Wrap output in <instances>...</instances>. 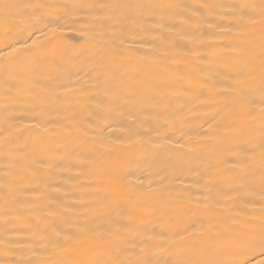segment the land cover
<instances>
[{"label":"bare ground","instance_id":"bare-ground-1","mask_svg":"<svg viewBox=\"0 0 264 264\" xmlns=\"http://www.w3.org/2000/svg\"><path fill=\"white\" fill-rule=\"evenodd\" d=\"M65 2L174 7L149 9L155 14L142 29L87 40L83 23L69 19L63 40L41 37L36 51L47 50V59L27 61L23 53L11 62L27 64V78L0 61V262L59 264L74 258L78 240L98 252L116 225L134 229L132 243L159 237L176 226L173 217L183 227L189 201L209 205L199 215L212 225L190 242L227 246L238 232L258 228L252 170L231 166L249 140L258 143L259 127L225 107L221 93L237 58L229 45L245 38L236 26L241 16L240 29L259 55L261 0ZM204 4L214 8L201 11ZM37 27L13 39L31 43L30 34L47 32ZM192 81L212 92L192 88ZM209 165L227 179L210 174ZM126 192L134 198L113 195Z\"/></svg>","mask_w":264,"mask_h":264},{"label":"snow or ice","instance_id":"snow-or-ice-1","mask_svg":"<svg viewBox=\"0 0 264 264\" xmlns=\"http://www.w3.org/2000/svg\"><path fill=\"white\" fill-rule=\"evenodd\" d=\"M174 7L172 5H151L144 3H67L65 0H0V61H4L5 70L17 67L20 75L27 78L32 69L27 65H13L11 62L21 58L23 53H29L26 60L39 62L47 59V50L36 51L41 43V37L48 39L51 35L59 40L64 39L65 29H70L69 19L73 23H83V38L94 39L107 32L115 35L116 31L123 34L126 28L142 29L153 12L149 9ZM244 8L253 7L244 5ZM213 5H201V11L211 12ZM261 15L264 16V0H261ZM198 16V14H197ZM243 16L237 21L238 34L244 39L237 41L236 46L229 45L230 50L237 54L229 65L230 81L227 89L221 95L224 97V106L233 107L236 111L249 117V127H259L258 143L249 140V147L243 151L232 168L251 169L249 183L254 189H260L259 227L250 226L238 232L227 246L211 248L205 244L190 242V238L204 235L210 231L212 225L205 224L200 219V213H207L209 205L192 206L186 202L182 213L183 227L165 226L159 237L148 236L138 243H132L129 237L134 234L132 227L116 225L115 232L105 235V243L101 250L96 252L91 248L83 247L84 241L78 240L77 246L71 251L72 259H64L59 264H161V257L167 256L163 264H264V20L261 21V35L258 43L259 55L253 54L256 47L254 39H248L247 34L240 29ZM43 25L47 32L41 31L36 39L21 42L13 36L26 29L40 31L37 27ZM190 86L195 89H212L203 82L192 81ZM258 100V103H257ZM253 113H258L253 115ZM37 127H40L37 125ZM42 143V142H40ZM225 163L218 161L217 164ZM210 174L220 179L218 167L209 165ZM7 187V186H6ZM119 199L134 198V193L126 192L123 195L113 193ZM116 202V201H114ZM43 222L37 217V228ZM142 226V225H141ZM136 236L142 233L136 231ZM51 243H55L52 241ZM68 251V249H64ZM0 264H10L5 260ZM11 264H33V262L15 261ZM40 264V262H37Z\"/></svg>","mask_w":264,"mask_h":264}]
</instances>
